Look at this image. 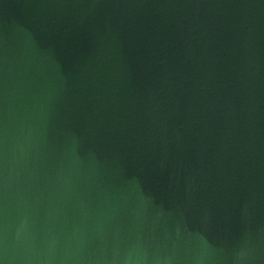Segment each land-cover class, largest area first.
I'll use <instances>...</instances> for the list:
<instances>
[{
    "label": "water",
    "instance_id": "1",
    "mask_svg": "<svg viewBox=\"0 0 264 264\" xmlns=\"http://www.w3.org/2000/svg\"><path fill=\"white\" fill-rule=\"evenodd\" d=\"M0 264H264V0H0Z\"/></svg>",
    "mask_w": 264,
    "mask_h": 264
}]
</instances>
